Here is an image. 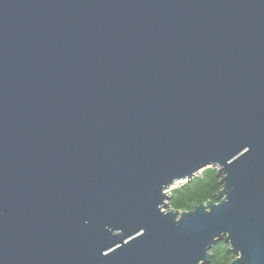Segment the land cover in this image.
<instances>
[{
	"label": "water",
	"instance_id": "water-1",
	"mask_svg": "<svg viewBox=\"0 0 264 264\" xmlns=\"http://www.w3.org/2000/svg\"><path fill=\"white\" fill-rule=\"evenodd\" d=\"M218 168L216 201L169 191ZM264 264V0H0V264Z\"/></svg>",
	"mask_w": 264,
	"mask_h": 264
},
{
	"label": "trees",
	"instance_id": "trees-1",
	"mask_svg": "<svg viewBox=\"0 0 264 264\" xmlns=\"http://www.w3.org/2000/svg\"><path fill=\"white\" fill-rule=\"evenodd\" d=\"M223 188L218 168L207 167L202 172L171 192L170 207L179 210H192L203 202L217 200V194ZM212 258L208 264H230L237 257L230 244L223 238L212 249Z\"/></svg>",
	"mask_w": 264,
	"mask_h": 264
},
{
	"label": "rangeland",
	"instance_id": "rangeland-1",
	"mask_svg": "<svg viewBox=\"0 0 264 264\" xmlns=\"http://www.w3.org/2000/svg\"><path fill=\"white\" fill-rule=\"evenodd\" d=\"M202 172V171H201ZM200 172V173H201ZM199 173V174H200ZM198 174V175H199ZM189 182V181H188ZM184 183H187V181H182V182H179V183H177V184H175L174 186H172V188L170 189V191H169V196H171V192L174 190V189H176L177 187H179V186H181L182 184H184ZM169 201H170V199L167 201L168 203H169Z\"/></svg>",
	"mask_w": 264,
	"mask_h": 264
}]
</instances>
